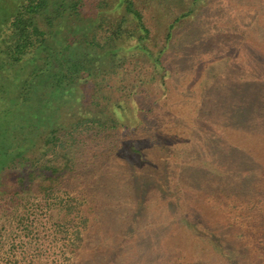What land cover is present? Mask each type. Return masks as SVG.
<instances>
[{
  "label": "rangeland",
  "instance_id": "rangeland-1",
  "mask_svg": "<svg viewBox=\"0 0 264 264\" xmlns=\"http://www.w3.org/2000/svg\"><path fill=\"white\" fill-rule=\"evenodd\" d=\"M193 2L138 0L153 52L193 9L162 54L165 86L135 89L145 131L74 134L52 207L1 201L0 264H264V0ZM132 69L101 92L127 93Z\"/></svg>",
  "mask_w": 264,
  "mask_h": 264
},
{
  "label": "trees",
  "instance_id": "trees-1",
  "mask_svg": "<svg viewBox=\"0 0 264 264\" xmlns=\"http://www.w3.org/2000/svg\"><path fill=\"white\" fill-rule=\"evenodd\" d=\"M192 11L174 18L164 46L153 52L138 0H0V208L7 199L16 211L30 197L52 207L48 197L76 166L74 134L145 131L135 89L165 86L162 54ZM128 67L135 72L129 92H101L112 90L111 76ZM147 68L149 79L142 78ZM125 153L144 161L132 140ZM56 219L58 225L66 218ZM75 239L82 240L78 231Z\"/></svg>",
  "mask_w": 264,
  "mask_h": 264
}]
</instances>
